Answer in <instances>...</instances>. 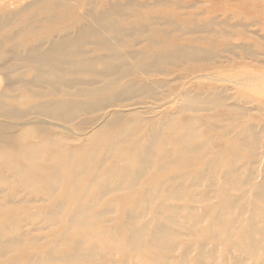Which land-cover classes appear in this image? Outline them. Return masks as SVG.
I'll list each match as a JSON object with an SVG mask.
<instances>
[{
	"label": "bare ground",
	"instance_id": "bare-ground-1",
	"mask_svg": "<svg viewBox=\"0 0 264 264\" xmlns=\"http://www.w3.org/2000/svg\"><path fill=\"white\" fill-rule=\"evenodd\" d=\"M122 9L119 5L111 8ZM63 15L65 19L72 18L66 13ZM97 19L87 23L84 32L78 31L75 35L68 32L69 23L63 22L48 36H38V41H45L36 46L28 45L25 39L18 38L17 32H12L16 36L15 44L3 50L4 41L0 39V79L9 78V73L20 77L6 82L0 89V119L8 121L0 123V144H3L0 188L1 184L20 182L24 189L32 190L41 201H46L66 186L69 190L65 199L74 201L65 220L70 226L96 232L99 228L91 225L89 219L114 213L118 198H112L113 195L128 191L125 200L134 197L136 207L128 204L121 216L132 250L151 246L175 250L178 243L172 236L180 232L169 225L186 227L187 224L180 220L183 207L172 206L171 202H185L186 209H193L192 203L218 198L219 206L207 208L205 215L215 218L220 225L224 224V217L232 216L233 223L245 219L248 225L240 232L242 242L233 243V248L253 254L254 245L264 242V152L260 149L264 147V125L252 121L254 115L247 103L254 101V97L250 100L241 95L242 98L235 100V94L225 90L224 85H214L222 77H214L210 69L194 67L182 73L183 76L173 77L179 81L193 75L190 81L184 82L199 84L197 90L192 92V86L185 85L175 90L176 81L165 95L159 94L157 81L161 77L156 73L163 72L164 64L175 67L179 62L189 61L193 52L160 42L150 47L139 41L137 37L145 28L144 19L139 26L125 30ZM4 22L1 18L0 28ZM59 30L61 37L56 35ZM52 35L55 37L48 39ZM123 37H128L132 44H122L126 41ZM84 41H93L99 47L95 46L96 50H89L80 58L74 45ZM99 48L105 53H100ZM167 74L173 75L168 71ZM206 84L210 88L204 90ZM214 110L218 117L210 115ZM83 112L93 119L78 121ZM159 114L164 116L158 118ZM220 120L225 123L218 124ZM96 122L99 130L87 139L96 144L95 149L88 141L84 146L63 147V142L74 136L49 135L42 128L52 124L81 136L85 124ZM74 124L75 127L70 126ZM106 130L108 136H101ZM38 131L42 137L37 138ZM10 148L24 162L23 166L5 159ZM81 154L74 177L63 180L62 174L67 173ZM109 159L118 160L122 165L109 167ZM196 162L203 165L197 167ZM2 166L7 170L2 171ZM6 172L18 180H10ZM83 175L87 176L86 183L80 188ZM42 179H45L44 187L36 182ZM94 187L97 192L90 195ZM3 191L1 188L0 209L20 203L15 200L16 193L3 197ZM110 196L113 206L94 213L98 202ZM63 201L59 200L48 211L30 212L27 216L56 220L67 206ZM152 203L156 204L154 219L150 223L142 222L148 207H137ZM205 215H192V226L203 221ZM211 229L208 226L206 231L217 234ZM64 234L63 231L59 236L62 238ZM20 243L18 236L2 239L0 231V255L12 252ZM76 247L75 255L52 259L106 264L96 261L93 248H87L83 241L77 242ZM207 254L212 255L214 251L202 244L197 264H204ZM36 260H31V264L32 261L36 264Z\"/></svg>",
	"mask_w": 264,
	"mask_h": 264
},
{
	"label": "rangeland",
	"instance_id": "rangeland-1",
	"mask_svg": "<svg viewBox=\"0 0 264 264\" xmlns=\"http://www.w3.org/2000/svg\"><path fill=\"white\" fill-rule=\"evenodd\" d=\"M116 5L123 9L120 11L111 10ZM64 13L72 18L65 19ZM1 18L6 20L0 28V39L4 41L3 50H7L15 44L16 36L13 37L12 32H17L18 38L25 39L28 45L35 44L34 46H36L39 42L45 41H38V36H48L52 30L60 28L63 22L69 23L68 32L74 34L78 31L84 32L87 23L96 22L97 18H101V23L106 20L117 29L122 30L134 28L135 25L139 26L140 20L144 19L143 26L145 28L143 29L144 32H140L137 37L139 41L145 42V45L150 47L160 42L161 45H174L183 51L193 52V56L188 59L189 61L179 62L175 67L164 64L162 66L163 72L156 73L157 76L160 75L161 77L157 81L159 94L165 95L172 89L178 80L174 81L173 76L175 74L176 76H183L185 74L182 73L192 67L207 68L212 71L214 77H225L224 79L220 78L221 82L216 81L214 85H224L225 90L235 94V100L245 95V98L250 100L254 97V101L247 103V106L252 110L250 113L254 115L252 121L259 126L264 125V90L263 92L261 90L264 89V0H0ZM131 20L133 23L130 22ZM56 35L61 37L62 31H57ZM53 37L55 35L48 39ZM123 39L126 41L122 44H132L128 37H123ZM95 46L98 45L93 41H84L74 45L80 58L86 56L87 51L96 50ZM98 51L105 53L102 49ZM19 65L26 69L22 64ZM167 71L173 75L168 76ZM179 73L182 75H178ZM192 76L185 79L190 81ZM8 77L0 79V89L6 82L20 78L14 73H9ZM185 79L177 81L173 89L177 87L175 89L177 90L185 85L192 86L191 90L194 92L200 87L199 84L192 83L193 81L189 85H187L188 83L185 84ZM209 86L206 84L204 90L209 89ZM241 95L243 96L241 97ZM256 102L262 103V105ZM132 107L130 106V108ZM22 108L25 109V106ZM216 114L218 112L214 110L210 115L218 117ZM163 116V114H159L158 118ZM92 119V115L83 112L78 121L87 122ZM202 119L204 120V118ZM5 122L8 121L4 118L0 119V123ZM217 122L218 124L225 123L222 120ZM42 126L45 133L49 135L68 136L69 138L74 136V139H68L63 144L61 143L64 145L63 147L84 146L86 141L90 145H94V149L96 147L95 143H90L87 139L99 130L97 128L98 122L93 125L85 124V129L82 131V135H79L80 137L61 126L52 124ZM70 126L75 127L76 125ZM19 129L20 127L17 130ZM201 133H206V131H201ZM108 134L109 132L106 130L102 132L101 136H108ZM36 135L37 138L42 137V132L38 131ZM0 147H3V144H0ZM260 149L264 152L263 146ZM7 151L5 159L15 161L18 165L23 166L24 162L18 158L14 149L10 148ZM80 159H82V154L72 163L67 173L62 174L63 180H71L74 177ZM109 160L107 163L109 167L122 165L118 160ZM195 165L201 167L203 163L196 162ZM1 170L6 171L7 169L2 166ZM6 174L10 176V180H18L11 172H6ZM86 177L83 175L79 181L80 188L86 183ZM142 181L146 182V179ZM36 182L37 185L45 186V179ZM64 187L55 193L53 198L41 201L40 197L32 190L24 189L20 182L12 185L1 184V188L5 189L2 192L3 197L16 193L15 200L20 202L0 209L2 239L6 240L18 236L21 243L12 252L0 255V264H31V260L35 258L38 259L36 264H93L82 259L75 262H61L52 259L75 255L77 252L76 244L80 241H83L87 248H93L96 261L106 264H197L198 252L202 244L207 245L208 250L213 249L214 251L212 254L214 258H211V254H207L204 258V264H264V247H262L264 242L262 245H254V255L233 248V243L242 242L240 232L248 225L245 219L242 222L233 223L232 216L224 217V224L220 225L215 218L205 215L207 208L219 206L218 198H212L205 203H192L193 209H186L185 202H171L172 206L177 204L183 207L180 220L183 224H187L186 227H180L179 225H169L168 222L165 223L172 230L180 232L172 236V240L178 243L175 250L152 246L147 249L132 250L121 216L128 204H130L129 207H136L134 197L125 200L130 192L123 191L113 195L112 198H118V201L114 203V207H116L114 213L93 216L89 219L91 225H96L99 228L96 232V230L82 229L78 225L70 226L65 220L67 211L73 209L74 199H65L66 190L69 188ZM200 190L203 188L201 187ZM70 192L75 194L74 191ZM96 192L97 188L94 187L89 193L94 195ZM135 194L137 193L135 192ZM112 198L110 196L99 201L93 212L96 213L100 209L108 208ZM27 200H33V202L27 203ZM59 200L67 202V206L56 220H50L48 217L32 218L27 216L30 212L48 211L55 207ZM139 207L141 209L148 207L142 222L150 223L154 219L153 210L156 208V204L152 203L149 206H142L141 204L137 209ZM192 215H205L206 217H203L204 220L193 227L190 223ZM150 225L151 227L154 226L153 223ZM208 226L217 234L212 235L206 231ZM63 231L66 234L61 238L59 235ZM142 242H145V239H142ZM184 256L187 257L184 258ZM34 262L32 261V264Z\"/></svg>",
	"mask_w": 264,
	"mask_h": 264
}]
</instances>
